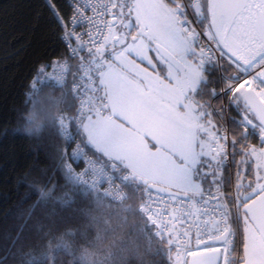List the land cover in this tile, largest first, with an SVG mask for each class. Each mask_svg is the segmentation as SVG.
Returning a JSON list of instances; mask_svg holds the SVG:
<instances>
[{"label":"snow or ice","instance_id":"1","mask_svg":"<svg viewBox=\"0 0 264 264\" xmlns=\"http://www.w3.org/2000/svg\"><path fill=\"white\" fill-rule=\"evenodd\" d=\"M88 9L95 17L110 14L119 24L102 20L97 36L89 28L87 42L74 30L65 33L69 44L73 36L79 42L74 56L85 48L87 53L72 89L79 94L83 88L84 94L75 114L59 118L62 136L72 139L68 125L74 122L83 142L107 157L121 180L143 185L147 199L140 210L157 236L167 235L170 259L175 245L174 264H264V147L242 146L241 163L255 157V179L245 184L238 171L235 194L226 193L228 136L212 124L209 106L195 99L206 85V65L222 68L219 92L213 88L210 95L242 104L240 126L245 132L248 125L258 128L264 144V0H85L73 21L95 25L94 17L83 14ZM208 20L206 46L192 24ZM153 44L169 65L171 87L139 79L136 60L148 59L145 52ZM62 67L67 70L66 62ZM148 134L155 151L145 143ZM231 143L235 148L237 140ZM72 155L86 156L81 144ZM88 164L79 173L66 160L64 167L88 183L89 169L104 172L91 159ZM0 264L7 261L0 257Z\"/></svg>","mask_w":264,"mask_h":264},{"label":"clouds","instance_id":"2","mask_svg":"<svg viewBox=\"0 0 264 264\" xmlns=\"http://www.w3.org/2000/svg\"><path fill=\"white\" fill-rule=\"evenodd\" d=\"M70 112L58 88H43L26 102L20 131L45 148L48 163L21 177L33 199L17 218L31 235L19 245L15 264H164L136 182L89 169L88 183H81L65 169L59 118Z\"/></svg>","mask_w":264,"mask_h":264},{"label":"trees","instance_id":"3","mask_svg":"<svg viewBox=\"0 0 264 264\" xmlns=\"http://www.w3.org/2000/svg\"><path fill=\"white\" fill-rule=\"evenodd\" d=\"M51 5L61 18L60 21L53 15L49 0H0V257L6 260L7 264H15L19 245L31 235L28 225L17 218L19 207L28 205L33 199L21 183L22 174L35 164L48 163L45 148H37L35 143L20 131L26 102L32 94L39 93L43 88H58L67 99L71 109L69 114H74L76 110V100L68 86L77 75L80 57L85 56V53L71 57L63 40L70 16L67 0H51ZM209 22L210 20L201 21L200 25L207 29ZM63 59L72 63V75L64 88L52 83L38 87L32 84L39 71ZM204 71L207 77L206 85H201L196 97L199 102L210 108V101L215 97L210 95V91L216 88L218 92L220 75L214 64L206 65ZM231 116L234 123L232 131L237 140L233 155L235 185L237 172H241L244 164L241 163L244 157L241 149L246 145V136L236 126L237 118H242L243 115L234 102ZM255 134L251 129L248 135L253 143H256ZM62 141V154L67 162L72 145L63 136ZM222 176L225 178L223 186L230 193L231 171L224 169ZM136 186L139 195L144 198L143 185L136 182ZM145 219L147 220L146 216ZM149 225L155 233L154 226L150 223ZM156 238L161 242L164 264H174V249L172 248L173 259H170L169 247L165 241L157 236Z\"/></svg>","mask_w":264,"mask_h":264},{"label":"built area","instance_id":"4","mask_svg":"<svg viewBox=\"0 0 264 264\" xmlns=\"http://www.w3.org/2000/svg\"><path fill=\"white\" fill-rule=\"evenodd\" d=\"M69 6H70V16L68 19V23L67 26L65 28V31L63 33V40L66 44L67 50H68V54H70L71 56L75 57L77 55H73V51L72 49L77 47L78 45V41L76 39L75 36L72 37L71 42L69 44V42L65 39V33L67 31H72L74 30L75 33L80 34L83 38V40L85 42L88 41V36L86 35V33L88 32L89 28L92 27L93 28V36H97L98 34L95 31L96 27H103L102 24V20H106V21H111L113 17L109 14L106 15L104 17H95L94 13L88 9L86 11H84V15L86 17H94V19L96 20V24L90 26L89 23L87 21H83L80 22L79 20L73 21V17L76 15V9L78 7H80L81 5H83L85 3V0H79V4L76 3V0H68ZM115 11V9L113 10ZM190 19H193V17H189ZM192 27L196 29V31L198 33H200V42L205 44L206 46L210 45V42L208 40V36L204 35L205 32H207L208 29H204L200 23L196 24L193 23ZM107 34V30L105 29V33ZM90 46V45H89ZM212 47H215L214 45H211ZM87 53V48H85L83 51H81L79 53V55ZM218 55V54H217ZM66 62L67 64V70L65 71L64 68L62 67V65H64ZM215 65V64H214ZM71 66L72 63L68 60V59H63V60H59L57 62H55L52 66L48 67L47 69H43L41 71L38 72V74L36 75V77L33 79L32 84L35 87H38L40 85H43L45 83H52L58 87L64 88L66 86L67 83H69V80L71 78L72 75V70H71ZM218 71H219V75H220V79L221 77L224 75L223 73V69L220 67H217ZM82 74L80 72V69H78L77 71V75L74 77L75 80H79V75ZM58 77H62L63 78V82H61L60 79H58ZM87 82V80L85 79V83ZM74 87L73 84V80L69 83L68 86V90L74 95L75 100H76V109L79 108L80 106V99L83 96V88H81L79 90V94H77V92H73L72 89ZM219 92V89H218ZM221 100V102H220ZM218 101V102H217ZM232 103L229 97L224 96L223 94H219L217 96H215L211 101H210V108L212 113L214 114L217 123H218V129H220V134H226L228 136V142H227V151L229 153L228 155V159L227 162L224 166V169H228L231 171V183H232V187H231V192L229 194L234 195L235 194V185H234V174H233V155L235 152V149L232 146V139L234 138L233 135V131H232V127H233V120H232V116H231V107H232ZM76 112V110H75ZM75 114V113H74ZM68 115H73V114H68ZM243 118H237L236 120V126L241 129V131L245 134L246 139L244 144L246 145H250L252 142L249 140L248 135L251 132V125H248V131L245 132L244 128L240 126V121ZM69 130L72 133V139L68 140L72 143V148L70 150L69 156H68V160L67 163H71L73 165L74 170H76L77 172H82L84 171L86 168H89V164H88V159H91V161L93 162L94 166L97 168H103L105 171H108L112 174V177L114 178H120V173L115 172L111 169L110 167V162L108 161L107 157L98 155L96 153L95 150H93L91 147L88 146V144L86 142H83L84 138H81L77 131H76V125L74 122L70 121L69 122ZM65 138V137H64ZM66 139V138H65ZM255 139L257 141L256 144H260L261 143V135L260 133H256L255 134ZM77 144H81V147L84 149V152L86 153L85 157H78V156H73V150L76 148ZM223 169V170H224ZM131 181V180H130ZM223 190L228 193L227 189L225 186H223ZM152 191V190H151ZM153 196H155V191H152ZM147 199L146 194H144V198L143 200ZM173 206H175L174 202H173ZM204 217H202L203 219ZM154 226V225H153ZM185 227H187V222L184 225ZM155 228V233H156V226H154ZM240 232H241V227H240ZM157 236V235H156ZM160 240L161 237L157 236ZM167 240V235L164 236L162 241H166ZM172 248L174 249V253H175V245L172 246ZM238 252L239 254H241V244L239 245L238 248Z\"/></svg>","mask_w":264,"mask_h":264},{"label":"rangeland","instance_id":"5","mask_svg":"<svg viewBox=\"0 0 264 264\" xmlns=\"http://www.w3.org/2000/svg\"><path fill=\"white\" fill-rule=\"evenodd\" d=\"M165 2L167 3L168 0H165ZM133 35H135V32H133ZM145 55L148 57V59L143 60V61H141L139 59L136 60V65H137L138 69L140 70L139 71V79L145 80L146 82H150L155 87H159L161 85V83H163L164 85H169V87H171V85L169 84V80L167 79V77L169 76V72H170L169 66L166 67L165 63H163L164 65H162V62H160L162 60L161 56L155 50L154 44L146 50ZM148 60H150L151 63H149ZM152 71H154V72H152ZM164 76H165V78H163ZM195 99L197 100L196 95H195ZM162 103H164V102H162ZM234 104L241 111V113L244 117L245 113H244V111H242V107H243L242 104L241 105H238L236 103H234ZM208 111L210 113H212L209 107H208ZM248 116L250 119L253 120L254 124H259L257 119L252 115V113H248ZM210 118L212 120V124L215 126V119H214L213 113H212ZM253 129L256 130V128H253ZM145 143L148 144L149 149L151 151L156 150V148L154 146L155 141L152 140V137L150 134L146 135ZM246 172H248V167L246 168L245 173Z\"/></svg>","mask_w":264,"mask_h":264},{"label":"crops","instance_id":"6","mask_svg":"<svg viewBox=\"0 0 264 264\" xmlns=\"http://www.w3.org/2000/svg\"><path fill=\"white\" fill-rule=\"evenodd\" d=\"M118 23H119V21H118ZM117 23V24H118ZM160 62H162V65H164L163 63H165V66L167 67V66H169L163 59L160 61ZM162 69V68H161ZM152 72H154V71H152ZM163 78H165V76L163 77ZM211 110V109H210ZM212 112V111H211ZM214 115V114H213ZM214 119H215V128L216 129H218V123H217V120H216V118H215V116H214ZM256 132H258V133H260L259 132V129L258 128H256V130H255ZM90 146V145H89ZM90 147H92V146H90ZM250 148H255V149H257V150H260L262 147H264V144H262V142L258 145V144H256V143H253L252 145H250L249 146ZM93 148V147H92ZM94 149V148H93ZM95 150V149H94ZM96 151V150H95ZM98 153V152H97ZM98 154H100V155H102L103 156V154L102 153H98ZM255 157H252L251 159H248L247 160V162L246 163H244L243 165H242V167H241V173H242V175H243V177H244V180H243V183H248L249 181H252V180H254L255 179V172H256V170H255ZM248 167V172H246L245 173V171H246V168ZM206 183V182H205ZM243 232V227L241 226V233ZM243 253V246H242V243H241V254Z\"/></svg>","mask_w":264,"mask_h":264},{"label":"water","instance_id":"7","mask_svg":"<svg viewBox=\"0 0 264 264\" xmlns=\"http://www.w3.org/2000/svg\"><path fill=\"white\" fill-rule=\"evenodd\" d=\"M113 23H118V21H115V20H112ZM210 23V22H209ZM156 47V46H155ZM161 54H163V49H161ZM160 55V54H159ZM161 56V55H160ZM258 102H259V98H258ZM253 114V113H252ZM258 123H259V120L257 119ZM152 191H155L156 192V189H151Z\"/></svg>","mask_w":264,"mask_h":264},{"label":"bare ground","instance_id":"8","mask_svg":"<svg viewBox=\"0 0 264 264\" xmlns=\"http://www.w3.org/2000/svg\"><path fill=\"white\" fill-rule=\"evenodd\" d=\"M67 2H68V0H67ZM69 4V3H68ZM70 55V54H69ZM71 56V55H70ZM71 57H73V56H71ZM71 145H72V143H71Z\"/></svg>","mask_w":264,"mask_h":264}]
</instances>
